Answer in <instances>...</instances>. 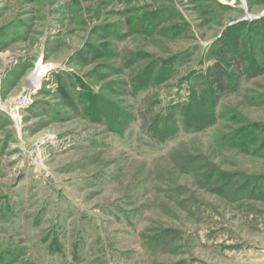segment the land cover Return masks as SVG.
<instances>
[{"label": "rangeland", "instance_id": "374dc122", "mask_svg": "<svg viewBox=\"0 0 264 264\" xmlns=\"http://www.w3.org/2000/svg\"><path fill=\"white\" fill-rule=\"evenodd\" d=\"M263 23L264 0H0V264H264ZM229 34L257 70L156 141Z\"/></svg>", "mask_w": 264, "mask_h": 264}, {"label": "trees", "instance_id": "16d2710c", "mask_svg": "<svg viewBox=\"0 0 264 264\" xmlns=\"http://www.w3.org/2000/svg\"><path fill=\"white\" fill-rule=\"evenodd\" d=\"M259 27V25L252 26L247 30L249 42L244 41V43L250 50L261 49L260 38L256 36L260 33ZM261 27L264 28V23ZM243 47L244 45L236 42V36L230 34L219 42V46L213 49L209 60L212 61V64L204 66L200 70L199 77L205 79L207 83L205 90L201 91L202 93L193 91L192 94L191 92L187 101L172 108L173 110L171 109L168 115L165 117L159 115L153 118L152 137L156 141L163 143L173 139L181 127L188 132H203L214 126L218 117L215 107L231 89V83L235 82L233 85L237 87L242 78L257 70V62H255L252 53L242 52ZM163 73L166 72L161 74ZM138 89L135 87L133 92L136 93ZM129 124L130 122H127L124 126L128 127ZM124 126L122 130H124Z\"/></svg>", "mask_w": 264, "mask_h": 264}, {"label": "bare ground", "instance_id": "6f19581e", "mask_svg": "<svg viewBox=\"0 0 264 264\" xmlns=\"http://www.w3.org/2000/svg\"><path fill=\"white\" fill-rule=\"evenodd\" d=\"M49 68V66L44 65L43 63L38 64L37 70L30 79L35 89H38L40 87L41 81L45 76H47Z\"/></svg>", "mask_w": 264, "mask_h": 264}, {"label": "built area", "instance_id": "2783aa9c", "mask_svg": "<svg viewBox=\"0 0 264 264\" xmlns=\"http://www.w3.org/2000/svg\"><path fill=\"white\" fill-rule=\"evenodd\" d=\"M17 103L21 108H25L30 105V99L28 98V96L23 95L18 98Z\"/></svg>", "mask_w": 264, "mask_h": 264}]
</instances>
